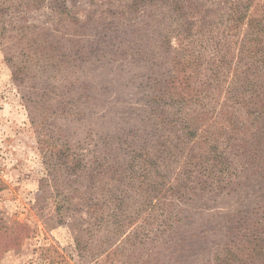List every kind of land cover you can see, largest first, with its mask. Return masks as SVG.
Here are the masks:
<instances>
[{"label":"rangeland","instance_id":"obj_1","mask_svg":"<svg viewBox=\"0 0 264 264\" xmlns=\"http://www.w3.org/2000/svg\"><path fill=\"white\" fill-rule=\"evenodd\" d=\"M36 1L33 8L14 10L16 3L4 0L8 31L0 36V264H212L219 248L229 243L226 230L245 227L231 222L246 219V213L252 216L263 192L257 180L233 194L176 191L187 176L185 154L191 148L193 154L199 152L198 137L181 145L182 150L174 149L159 119L143 117L152 94H168L162 81L165 53L153 28L160 25L166 32L181 21L159 3L136 11L130 8L132 0H58L61 9L69 10L61 17L50 8L54 0ZM214 20L183 42L180 55L184 60L192 56V61L198 57L199 66L190 63L188 75L182 73L178 82L188 77L191 87L201 85L203 92V82L211 85L205 95L197 93L213 114L200 125L199 135L206 128L208 134L217 133L220 126L228 131V121H220L217 113L222 105L238 117L236 126L249 128L250 119L240 117V101L248 96L241 85L247 67L236 58L245 28L229 30ZM29 39H35L33 47ZM74 40L83 48L72 47ZM171 44L178 49L173 36ZM217 44L222 47L215 49ZM222 58L225 62H218ZM15 68L22 83L12 79ZM160 77L161 84L156 82ZM187 99L185 117L202 108L194 97ZM165 111L171 112L169 107ZM157 137L171 152L158 157L154 167L138 161L127 169L130 148L152 157L159 147L151 139ZM51 146L97 157L98 172L90 168L97 178L95 189L85 188L86 177L72 185L75 190L54 185L56 163L42 158ZM62 164L56 175L64 180L70 164ZM84 198L96 200L94 206L79 209Z\"/></svg>","mask_w":264,"mask_h":264},{"label":"trees","instance_id":"obj_2","mask_svg":"<svg viewBox=\"0 0 264 264\" xmlns=\"http://www.w3.org/2000/svg\"><path fill=\"white\" fill-rule=\"evenodd\" d=\"M10 1L16 3L14 10L19 8L26 10V8H33L37 4L36 0ZM4 3V0H0V36L8 31L5 29L6 21L3 20V15L7 10ZM54 3L52 6L50 4L54 14L63 17L69 13V10L64 6L61 9V5L57 4L58 0H54ZM155 3H159L161 8H166L168 13L173 15L175 19L180 20L181 23L164 28L166 32L161 30L160 25L153 28V36L155 38L161 37L158 46L165 53L163 62L167 73L162 81L168 90V94L166 98H158L152 94L146 102L150 110L144 115L143 119H159L161 129L164 128L167 132L170 144L173 148L175 147L174 149L182 150L181 145H187L194 137H198L195 146L199 147V152L193 154L194 148H191L185 154L183 168L187 176L176 189L177 193L183 189V194L191 190L197 194L208 193L214 195L222 193L224 190L227 194H233L246 186L248 181L257 180L262 185L263 195L255 203L257 209L252 212V216L246 213V219L242 218L231 222V225L234 226L245 223V227L226 230V235L230 238L229 243L219 248V252L214 255L212 264H264V97H261L264 92V0H132L130 8L138 11V8L142 5ZM214 18L225 23L224 27L228 26L229 30H236L240 26L245 28L243 33L245 37L242 39L236 58L238 63H242L243 66L247 67V72L244 73V78L241 79V85H245L244 89L248 92V96L240 101V110L243 113L240 117L250 119L249 128L241 130L236 126L238 117L229 115V112L222 105L221 112L217 113L220 121L225 118L228 121V131L224 132L220 126L217 133L208 134V128H206L205 133L199 135L200 125L213 119V114L209 116L197 93L200 92V96L205 95L207 88H210L211 85L203 82L202 86L206 88L203 92V90L200 91L201 85L191 87L190 78L188 77H184L185 80L181 83L178 82L180 75L182 73L186 74L185 71L190 63L193 62L197 67L199 66L197 64L198 57L192 61V56H190V59L186 57L184 60V58H180V55L184 52L186 46L183 42L186 39L192 40L194 32L201 25H209V23L215 21ZM22 29L27 30L24 27ZM29 30L32 32V29ZM224 31L226 34L227 30ZM171 36L179 44L178 49L172 47ZM34 43L35 39L30 40V47H33ZM72 47H76L78 50L83 48L75 40L72 41ZM216 47L221 48L222 45L217 44L215 49ZM228 47L229 45L226 46V48ZM186 53L189 55V50ZM219 57H225V54L221 53ZM213 61L217 67L216 60ZM219 61L225 62L223 58ZM15 70L12 72L13 81L18 84L22 83L23 80L17 73L18 69L15 68ZM257 78L259 79L254 81ZM160 81L161 77L156 82L161 84L162 81ZM197 88L199 89L197 90ZM155 90L158 91L159 87L155 86ZM84 95L86 97L91 96H88L87 93ZM187 97L190 99L194 97L202 105V108L200 111L193 112L192 115L185 117L182 111L185 109V105L189 103ZM55 105L59 106V102H55ZM167 107L171 112L165 111ZM178 115H182L184 119L182 120ZM215 119L214 117V121ZM220 137H222V140ZM151 140L159 147L158 150L157 148L154 150L155 155L152 157L148 155L141 156L135 154L130 148L126 158L127 164H124L127 169L131 170L132 167L134 169L138 161H141L142 165L147 168L154 167L159 160L158 157L166 156L171 152L170 148L166 147V144L158 137L156 141ZM144 141L146 143V140ZM117 142L122 144L120 139ZM42 153L45 162L56 163L54 185L64 184V186L70 187L69 190H75L72 185L79 183L82 177H86L85 188L89 191L95 189L97 178L90 168H96L98 172L97 157H85L78 154L77 150L70 146H51L50 150H45ZM61 162L70 164L67 168L65 167L66 170L63 172L64 180L59 176L58 165H63ZM57 172H59L58 176L56 175ZM95 201L93 198H84L79 209H90L94 206ZM61 203H63L62 200H58L57 204Z\"/></svg>","mask_w":264,"mask_h":264}]
</instances>
